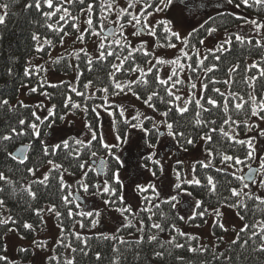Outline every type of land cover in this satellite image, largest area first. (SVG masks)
Returning a JSON list of instances; mask_svg holds the SVG:
<instances>
[{
    "label": "snow or ice",
    "instance_id": "snow-or-ice-1",
    "mask_svg": "<svg viewBox=\"0 0 264 264\" xmlns=\"http://www.w3.org/2000/svg\"><path fill=\"white\" fill-rule=\"evenodd\" d=\"M201 4L212 6L221 16L229 15L228 9L264 8V0H183L182 4L180 0H125L123 4L120 0H29L25 5V9H31L39 16L47 30L44 34H31L37 57L43 59L46 55L49 58L46 65L56 67L63 63L66 72L70 69L74 72L73 79L65 85L46 79L51 71L49 67L26 61L22 75L30 82L36 78L30 91L45 97L48 102L59 96V107L42 102L31 110L23 101L13 104L11 98L0 94V111L16 113L20 108L28 109L26 117L0 126V167L11 165L6 170L12 172L23 166L24 172L34 177L24 189L32 200L38 198V190L34 191L32 185L47 188L53 173L59 190L64 193L61 197L63 210L55 204L34 209L41 222L45 212L55 216L60 229L56 242L69 253L63 262L60 256H50L52 264H75L72 254L78 250L83 252L87 247V239L75 229L77 226L84 228L85 222L90 228L101 224V210L83 207L90 197L97 196L103 198L105 211L119 213L117 231L135 227L143 232L147 227L154 230L148 236V243H155L160 248L168 244L183 249L187 245V251L194 254H204L209 248L199 243V236L177 228L176 223L168 222L169 219L186 223L199 221L194 226L200 227L211 218L215 229L227 232L232 225L231 221L226 223L222 209H232L242 222L233 244L240 242L241 235L245 236L244 245L260 236L261 244L257 250L264 252V218L245 219L247 213L253 211L250 202L255 208L264 206V158L260 157L264 149L258 148L257 144L264 138V89L258 95L255 87L257 81L264 82V55L245 62L243 69L240 63H231L221 77L222 58L228 59L234 45L264 52V20L231 13L230 19L240 22L235 29L223 26L221 33V26L210 21L211 14L199 10ZM9 7L8 3H0V25L5 24ZM177 7L182 13L192 11L187 30H177L167 16ZM197 15L202 19L197 20ZM69 38L73 45L71 50L64 48ZM57 46L64 48L66 55L52 57L51 52ZM94 69L103 70L105 78H89ZM238 71L243 72V83L247 85L244 92L232 88L236 83L234 74ZM8 75H13L11 69ZM96 93L100 94V102L89 103L97 99ZM73 94L80 100L74 99ZM133 100L150 111H141ZM74 110L88 114L82 131L87 139L60 136L56 142V122L75 114ZM46 129L51 133L45 132ZM128 129L138 130L142 139L151 137L149 148L158 147L160 137L168 138L177 151L188 152L189 146L197 144L207 147L204 155L196 158L187 169L181 167L184 161L177 158L175 163L179 170L175 173L173 190L165 197L161 198V192L154 184L149 187L137 184L140 193L150 191L151 195H144L143 204L133 209L121 194L123 181L119 172L125 164L119 153L129 144ZM241 132L246 135L242 136ZM20 138H26L27 142L21 141L17 148L16 142ZM218 144H227L229 151H222L216 146ZM37 149L47 166V171L40 176L37 172L41 163L34 156ZM101 151L116 165L110 175L104 173L103 160L100 171L93 172L94 158ZM58 156L68 161V167L53 159ZM147 159L159 166L157 171L163 172L159 153L153 152ZM253 163L257 166L253 167ZM73 170L80 174L78 182H66L65 175H75ZM157 171H152V175L156 176ZM13 184L11 176L0 170V193ZM225 184L228 195L211 205L209 200L218 196V186ZM204 192L208 194L207 198H197ZM184 197L188 198L184 201L186 215H180L178 205ZM161 205L168 206L171 218L163 210L157 213L156 209ZM5 206V200L0 198V208ZM139 213L144 215L133 224L129 217ZM17 224L11 216L0 218V225ZM19 228L36 231L27 221L20 222ZM7 231L18 229L9 226ZM166 231L169 239L160 242V233ZM101 236L118 239L115 234L101 233ZM67 237L80 241L84 248L73 247L72 240ZM178 237L184 242H179ZM3 239L0 237V241ZM143 242V237L137 241L138 244ZM193 242L198 246H193ZM120 243L126 242L121 239ZM33 244L39 248L47 247L43 240L33 241ZM6 251L0 243V253ZM20 251L28 252V249L21 248ZM163 255V252L155 251L156 257L163 258ZM96 259H100L99 254ZM0 262L8 264V257L0 254ZM113 264H119V261L114 260Z\"/></svg>",
    "mask_w": 264,
    "mask_h": 264
},
{
    "label": "trees",
    "instance_id": "trees-1",
    "mask_svg": "<svg viewBox=\"0 0 264 264\" xmlns=\"http://www.w3.org/2000/svg\"><path fill=\"white\" fill-rule=\"evenodd\" d=\"M28 2L29 0H0V3H8L10 5L5 24L0 25V94H3L5 98H11V102L13 104L18 97L19 90L22 85L35 84V77H33L32 81L30 82L28 78L22 75L23 69L26 66V61L31 60L33 56L36 55L33 50L31 34L34 32L44 34L47 31L43 26V21L39 18V16L33 10L25 9V5ZM202 5V10H209L212 7L205 4ZM237 10L241 11L244 14L243 16L264 20V8H252L247 10L244 8H238ZM227 11L229 15L221 16L217 13L210 17V21L213 24L221 26V31L224 30L223 26L233 29L236 27V24L240 22L230 19V14L235 13L234 11L231 9H228ZM90 44L89 50H91L93 47L90 46ZM261 55H264V52H262L261 49L247 47L240 48L239 46L234 45L233 52L228 54V59L223 60L222 58L221 77L223 78V72L226 71L228 67H230L231 63L238 62L241 65V69H243L245 62L258 60ZM43 57L47 58L48 56L44 55ZM32 63H34V61H32ZM53 68L59 73L71 74L73 72L71 69L66 72L63 68V63ZM9 69L12 70L13 75H8ZM92 76L104 79L105 73L101 69H94L93 73L89 74V78H92ZM234 79L236 83L232 85L233 90L241 92L247 90V85L243 83L244 75L242 71L235 73ZM81 80L83 81V78H81ZM63 82L65 85L68 83V81ZM99 83L100 82L97 81V85H99ZM255 87L256 92L259 95L262 89H264V82L257 81ZM48 91L54 90L48 89ZM99 95V93H96L97 99L94 102L89 101V103H99ZM73 98L77 101L80 100V98L75 97L74 94ZM59 99V96H56L51 101V103L56 104L57 107H59ZM28 106L29 109L35 110L33 106ZM27 111L28 109L23 108L18 109L16 113H5L0 111V126L7 124L9 121L15 123L18 117H26ZM80 113L81 112H75V114ZM84 117L85 121L87 122L89 119L88 114L85 113ZM239 118L242 119L243 117L241 116ZM63 122L64 120L57 121L56 125L62 124ZM129 130L130 129H128V131ZM241 135L244 136L246 133L241 132ZM247 135H251V133H248ZM73 136L76 135L69 136L68 139H71ZM148 139L149 142L152 143V138L148 137ZM21 141L25 143L27 142L26 138H20V140L16 142L17 148L20 146ZM194 146H189V149ZM216 146L220 147L222 151H229L227 144H218ZM10 150L14 151L15 149ZM30 155L33 154L30 153ZM34 156L35 160L41 163L40 171L47 168V166L43 163V159L38 149L36 150ZM98 157L100 159H105L106 163L104 173L110 175L111 171L116 167V165L110 160L109 157L104 156L102 151L98 154ZM53 159L57 162H62L65 167H68V161L63 160L62 156L53 157ZM10 166L11 165L0 167V170H4L5 174L11 176L14 181L12 187H6L5 192L0 193V198L5 200L6 205L4 208H0V218L11 216L13 219H16L18 224L9 226L16 227L18 231L9 232L7 231V227L9 226L0 225V237H4L0 243H3L5 247V238L12 233H16L23 239L39 241L37 240V236L40 232H44L45 230V219L43 215V221L41 222L40 218L35 216L34 209L48 204H55L59 210H63L61 197L64 195V193L59 190L57 180L55 179L56 174L53 173L47 188H44L40 185H32L34 191L38 190V198L36 200H32L24 189L27 187V185L32 183L34 177L25 173L23 166H21L19 170L8 172L6 168ZM120 169L121 167L119 168V171ZM93 172H97L95 166L93 168ZM38 173L39 172H37V176ZM79 175V172L75 171V175L73 176L78 177ZM66 176L67 174L65 177ZM227 186L228 185L226 184L224 186H218V196L212 197L209 200L211 205H214L217 199H222L224 196L228 195V192L226 191ZM197 192L199 193V190H197ZM149 195H151L150 191ZM207 196L208 194L204 192L200 193L197 198H207ZM102 199L103 198L101 197V200ZM143 202L144 201H142V204ZM153 203H156V201H153ZM249 207L255 212V215L253 216V211H249L245 217L247 221L264 218V211H262L264 206L255 208V206L250 202ZM161 210H163V212L168 214L169 218H171L172 212L169 210L168 206L161 205L160 209H156L157 213H159ZM143 215L144 213H139L138 216H130L129 219L133 224H136L138 218ZM155 219H157V217H154V220ZM24 221L32 223L36 231L27 232L24 229L19 228V223ZM168 222L176 223L177 228L184 224V221H172L171 219H169ZM64 223L65 225L69 224L67 220H65ZM194 223H199V221ZM93 229L94 228H90L87 222H85V227L78 230L82 238L87 239L86 248H84V245H82L80 241L75 240L73 237H67L68 239L72 240L73 247H77L78 249L84 248L83 252L78 250L76 253L72 254L75 259V264H113L114 260H118L119 264H264V252L257 250L261 244L260 236H257L255 240H249L248 244L244 245L243 241L245 236L241 235L239 243H227L223 249H221L222 245H220V243H216L214 246L207 245L209 248L208 252L204 254H194L187 251V245L183 249L175 248L174 246L168 244H165L164 248H160L155 243H148V236L152 234L154 230L150 231L147 227H145L143 232L137 231V229L133 227L131 229L124 228L119 231L115 229L111 232L104 233V235L108 236L115 234L118 239H104L101 234L87 233ZM75 230H77V228ZM213 230L216 234L223 233L215 228H213ZM141 237H143L144 242L138 244L137 241H139ZM121 239L126 243H120ZM167 239H169V233L167 231L160 233V242H164ZM178 240L181 243L184 242L183 238L178 237ZM199 243L203 244L201 240ZM193 246L198 245L196 242H193ZM35 247L36 246L34 244H32L30 247H27L28 252H21V248H19V257L16 260H11L8 258V264H30ZM114 248L118 249V251H113ZM155 251L163 252V258L156 257ZM53 253V255L60 256L61 262H63V260L69 254L64 249H62L58 243L55 244ZM0 254L7 256V251ZM97 254L100 256L99 260L96 259ZM0 264H3V262H0ZM48 264H52L50 259H48Z\"/></svg>",
    "mask_w": 264,
    "mask_h": 264
},
{
    "label": "rangeland",
    "instance_id": "rangeland-1",
    "mask_svg": "<svg viewBox=\"0 0 264 264\" xmlns=\"http://www.w3.org/2000/svg\"><path fill=\"white\" fill-rule=\"evenodd\" d=\"M125 0H120V3L123 4ZM180 3H183V0H180ZM203 5L201 4L199 7L200 11H206L213 16L217 14V11L211 7L209 10H202ZM237 15L243 16L244 14L237 10L231 9ZM168 18H171L174 24L177 26V30L188 29L189 22L191 21L192 11L187 13H182L180 8H175L167 14ZM187 17V19H185ZM197 20L202 19L200 15L196 16ZM248 27H251L250 25ZM235 29V28H233ZM247 31V28L244 29ZM223 31H221L222 33ZM90 46H92L90 44ZM73 45L71 44L70 38L66 39L64 48L71 50ZM79 47V45H76ZM64 48H60L57 46L55 50L51 52L52 57H56L58 54H65ZM90 48V47H89ZM203 48V46H202ZM49 58L43 57L40 59L37 55L33 56L31 59L34 61L33 64L44 65L49 67L51 71L49 72L46 79L52 80L54 82H63L70 81L74 77V72L71 74L59 73L57 72L50 64L46 65L45 61ZM167 71V69H165ZM54 73V75H53ZM35 86V84H24L20 87L18 97L14 104L17 101H23L27 105H31L36 108V105L44 103H51L46 100L45 97L39 95L38 93L32 94L30 91V87ZM118 99V98H117ZM136 104L137 108L141 111L148 112L150 110L146 109L142 104L133 100ZM41 115L44 114V110L41 109ZM85 113L80 114H69L64 122L59 125H55V135L56 142H59V137L64 136L68 138L69 136L76 135L79 138L87 139L86 136L82 134L84 129L85 121ZM105 126L108 125V118L105 116L104 118ZM264 126V125H262ZM163 131V129H162ZM47 133H51V130H46ZM129 135V144L123 146V149L120 151V155L122 160L125 161V164L120 169V178L123 181L122 195L124 196L127 204L131 206L133 209H136L139 205H142L143 196L149 195L148 193H140L137 184L149 187L151 185H155L157 189L161 192V198L165 197L168 193L172 192V184L175 181V173L177 170V165L175 161L177 158L184 161V164L181 166L184 169H187L191 166V164L195 161L196 158L204 155V148L201 144H197L191 149H188V152L177 151L175 147L172 146L171 141L166 137H160L159 145L156 148H149L148 144H150L148 137L141 138L142 133L138 130L130 129L128 131ZM45 138H48L47 136ZM258 148L264 149V138H261L258 142ZM139 145V147H137ZM153 152L159 153V156L162 158L163 164V172L157 171L158 165H154L151 160H148L147 157L151 155ZM260 157L264 158V151L260 152ZM106 158V157H103ZM156 157H153L155 159ZM95 160H99L100 158H94ZM253 166L256 167V163H253ZM47 168L39 171L38 176L41 173L45 172ZM247 169H245L246 171ZM152 171H157L156 176L152 175ZM79 177V176H78ZM78 177L74 176H66V181L70 183H77ZM187 197H184L181 200L180 205H178L179 214L186 215V205L184 203L187 200ZM84 209H99L103 213L101 216V224L94 228L92 231L87 232L88 234L96 233H108L118 228L117 221L120 219L119 213L116 211L108 210L105 211V205L102 203L101 197H90L83 205ZM222 211L225 214V221H231V227H229V231L223 232L221 234H216L213 230V221L211 218L208 219L207 223L202 224L200 227H195L194 223H186L182 224L178 228L189 232L193 235L199 236L201 242L204 245L214 246L216 243H220L221 249L225 247L227 243L233 242L236 239V234L239 231L242 222L235 215L234 210L229 208H224ZM45 219V230L44 232H40L37 236V240H43L46 242L47 247L34 248L33 255L31 257L30 264H48V259L52 256L53 249L55 244L57 243V239L60 235V229L58 227V223L54 215L49 214L47 212L44 213ZM80 228L77 227V230ZM219 237V239H218ZM222 242V244H221ZM49 243V244H48ZM33 244V240H27L21 238L16 233H12L5 238V245L7 248V256L11 260H16L19 257V248H27Z\"/></svg>",
    "mask_w": 264,
    "mask_h": 264
},
{
    "label": "water",
    "instance_id": "water-1",
    "mask_svg": "<svg viewBox=\"0 0 264 264\" xmlns=\"http://www.w3.org/2000/svg\"><path fill=\"white\" fill-rule=\"evenodd\" d=\"M101 160H103L104 161V164L106 163L105 162V159H100V160H95V167H96V170H97V172H99L100 171V163H101ZM254 167V166H253ZM104 169H105V167H104ZM247 171V170H246ZM103 174V173H102Z\"/></svg>",
    "mask_w": 264,
    "mask_h": 264
}]
</instances>
